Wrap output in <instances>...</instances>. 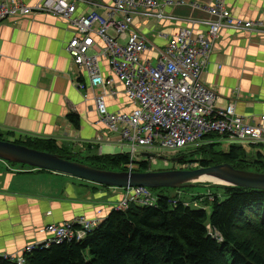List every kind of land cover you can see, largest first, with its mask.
<instances>
[{"label": "crops", "instance_id": "0c3cea01", "mask_svg": "<svg viewBox=\"0 0 264 264\" xmlns=\"http://www.w3.org/2000/svg\"><path fill=\"white\" fill-rule=\"evenodd\" d=\"M22 1L34 7L43 0ZM175 1L180 4L167 11L174 19L134 18L133 28L145 35L151 46L144 54L151 62L181 28L191 29L194 36L205 33L211 16L203 9L216 2H222L237 18L264 20V0ZM108 7L110 0H83L78 14L100 11L106 15ZM75 35L71 25L46 13H32L0 25V135L15 134L13 141L19 143L53 140L62 155L90 164L93 158L112 155L104 154V149L113 154L120 150L121 154L127 146L99 121L94 95L103 89L92 88L85 71L78 77L67 51ZM100 62L103 77L114 84V94L108 91L106 97L108 110L131 114L135 106L125 95L123 84L104 58ZM78 80L85 89L78 88ZM202 81L216 90L219 106L235 104L237 112L250 122L264 116V35L222 28ZM227 145L226 141L224 147ZM249 150L264 155L260 148ZM8 164L25 170L0 169V257H22L28 246L50 238L46 228L52 224L81 217L101 223L123 200L124 190Z\"/></svg>", "mask_w": 264, "mask_h": 264}, {"label": "built area", "instance_id": "2783aa9c", "mask_svg": "<svg viewBox=\"0 0 264 264\" xmlns=\"http://www.w3.org/2000/svg\"><path fill=\"white\" fill-rule=\"evenodd\" d=\"M80 1L83 0H43L34 7H28L22 1L0 0V25L32 13L65 16L64 21L76 31L67 51L77 67L78 77L81 78L85 71L90 86L103 89L101 94L94 95L99 121L111 134L117 133L124 145L130 148L126 153L130 157L127 172L138 171L142 163L148 166L157 163L154 154L140 153V148L179 152L213 143L212 135L222 136L229 144L264 147V116L250 122L237 113L235 104L219 106L216 90L202 81L222 28L264 35V20L237 18L222 2H216L203 9L211 16V20L206 22L208 29L205 33L194 36L191 29L181 28L163 49L157 50L158 59L151 62L144 58L151 46L147 37L133 28L134 18L174 19L167 11L179 2L113 0L106 15L98 11L82 15L78 14ZM100 58L108 62L111 72L123 84L125 95L135 106L131 114L108 110L106 97L108 91L114 94V84L113 80L103 77ZM77 85L79 89L86 88L81 80ZM184 165L185 169L189 168L188 164ZM123 190V200L116 210H127L131 204H157L158 198L149 188L129 187ZM97 225L98 222L83 217L63 225L52 224L46 228L50 238L28 246L25 253L54 243L82 241ZM18 259L19 264H24L23 257Z\"/></svg>", "mask_w": 264, "mask_h": 264}, {"label": "trees", "instance_id": "16d2710c", "mask_svg": "<svg viewBox=\"0 0 264 264\" xmlns=\"http://www.w3.org/2000/svg\"><path fill=\"white\" fill-rule=\"evenodd\" d=\"M210 138L213 143L179 151L181 163L193 161L206 168L228 163L238 170L264 173L263 154H250L235 142L225 148L222 136ZM16 144L62 155L53 140ZM90 162L100 169L126 171L130 157L105 155ZM140 166L139 172L149 171L147 163ZM222 190L225 196H215L211 216L186 200L158 195L154 206L113 209L82 241L24 251V264H264V190ZM0 264L19 263L0 257Z\"/></svg>", "mask_w": 264, "mask_h": 264}, {"label": "water", "instance_id": "95a60500", "mask_svg": "<svg viewBox=\"0 0 264 264\" xmlns=\"http://www.w3.org/2000/svg\"><path fill=\"white\" fill-rule=\"evenodd\" d=\"M145 155L150 156V154ZM183 158L181 156L173 160L180 162ZM0 159L8 163L67 175L110 188L183 189L195 186L202 182V179H211L208 181L220 182L215 183L217 185L264 190V173L238 170L228 163L185 170L114 171L100 169L87 163L73 161L60 154L40 151L4 140H0Z\"/></svg>", "mask_w": 264, "mask_h": 264}, {"label": "rangeland", "instance_id": "374dc122", "mask_svg": "<svg viewBox=\"0 0 264 264\" xmlns=\"http://www.w3.org/2000/svg\"><path fill=\"white\" fill-rule=\"evenodd\" d=\"M98 12H100V11H98ZM105 13H108V10H106ZM23 16H28V15H23ZM23 16H19L13 20L20 19ZM164 20H168V19H162L161 21L158 20V22H162ZM90 53H92V51ZM14 136H15V134L14 135H12V134L7 135V136H0V140L15 143L13 141ZM225 148H227V147H225ZM244 148L247 150V152H250L249 149H252V147H249V145H245ZM259 148L264 150L263 146H261ZM129 150H130V148L128 149V147L121 149V151L123 153L129 152ZM139 151H140V153L145 152V153L154 154L156 156L157 163L154 164L152 171H156L158 169L160 171H165V170H173V169L175 170L177 168L178 169H185L186 168V165H184V164L183 165H178V164L173 165L172 159L176 154H178L177 153L178 151H156V150H149V149H145V148H140ZM104 154L118 155V154H120V150L116 151L113 154L112 151H108V150L104 149ZM81 157H84V155H81ZM70 159H72L73 161L85 162L87 164L89 163V162L84 161L82 158H76L75 156L73 158H70ZM165 160H168V162H169L168 167L164 163ZM188 160H190V158H188ZM216 163H218V162H216ZM187 164L189 165L188 167L190 169L200 168L198 163H193V161H188ZM4 168L7 169L8 172H13V173L21 172V171L25 170L23 168L20 169L16 166H12V165L8 164V162L0 159V169H4ZM116 169H118V170L120 169L122 171V167H118ZM222 187H223L222 185H217L215 183L207 181V182H199L196 184V186L189 188L187 190H183V191H179L178 189H175V188H159V189H150V190L155 196L167 195V196H170L172 198L175 197V200H186V201H188V203L190 205H192V207L206 210L208 216H211L212 208H213V202L212 201L215 199V196H218L221 199H223L225 196L223 194L224 191L222 190ZM117 190L122 191L123 189L117 188ZM196 199H198V200H196ZM205 200H206V202H204ZM55 225H57V224H55ZM16 259H17V261L20 260L18 258H16Z\"/></svg>", "mask_w": 264, "mask_h": 264}, {"label": "bare ground", "instance_id": "6f19581e", "mask_svg": "<svg viewBox=\"0 0 264 264\" xmlns=\"http://www.w3.org/2000/svg\"><path fill=\"white\" fill-rule=\"evenodd\" d=\"M6 1H9V2H11V1H14V2H17V1H22V0H6ZM111 1V5L113 4V0H110ZM23 2V1H22ZM24 3V2H23ZM25 4V3H24ZM26 5V4H25ZM27 6V5H26ZM46 14H49V15H51V16H54L53 14H51V13H46ZM54 17H56V18H60V19H63L64 20V15H60V14H58V15H55ZM7 140V139H6ZM208 180H211V179H202V182H207ZM208 182H210V181H208ZM213 183H220V182H218V181H212Z\"/></svg>", "mask_w": 264, "mask_h": 264}, {"label": "flooded vegetation", "instance_id": "af4514ba", "mask_svg": "<svg viewBox=\"0 0 264 264\" xmlns=\"http://www.w3.org/2000/svg\"><path fill=\"white\" fill-rule=\"evenodd\" d=\"M178 157V155L176 154L174 157H173V159H175V158H177ZM172 159V161H173V165H176V164H178V165H180V164H182L181 162L183 161H180V162H174V160ZM166 165H167V167L169 166V162H168V160H165V162H164ZM153 164L152 165H150L149 166V170H152L153 169ZM159 170V169H158ZM174 170V169H173ZM157 171V170H156Z\"/></svg>", "mask_w": 264, "mask_h": 264}, {"label": "clouds", "instance_id": "9594fccd", "mask_svg": "<svg viewBox=\"0 0 264 264\" xmlns=\"http://www.w3.org/2000/svg\"><path fill=\"white\" fill-rule=\"evenodd\" d=\"M16 143V142H15ZM121 154H123V153H121ZM126 154V153H125ZM179 157V156H178ZM187 169H190V168H187ZM193 169V168H192ZM178 170H185V169H178Z\"/></svg>", "mask_w": 264, "mask_h": 264}]
</instances>
